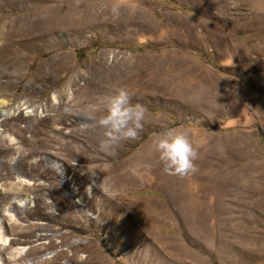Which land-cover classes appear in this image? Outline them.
Returning <instances> with one entry per match:
<instances>
[{
    "label": "rangeland",
    "instance_id": "rangeland-1",
    "mask_svg": "<svg viewBox=\"0 0 264 264\" xmlns=\"http://www.w3.org/2000/svg\"><path fill=\"white\" fill-rule=\"evenodd\" d=\"M2 29L21 35L0 65V264H264V0H0ZM116 87L144 119L102 150L88 105ZM164 128L197 153L183 177L150 148Z\"/></svg>",
    "mask_w": 264,
    "mask_h": 264
},
{
    "label": "clouds",
    "instance_id": "clouds-1",
    "mask_svg": "<svg viewBox=\"0 0 264 264\" xmlns=\"http://www.w3.org/2000/svg\"><path fill=\"white\" fill-rule=\"evenodd\" d=\"M88 110L89 119H93L102 129L99 141L102 150L110 148L121 140L135 139L142 127L145 114L142 105L130 103L129 93L124 87L114 88L97 103L89 104ZM150 148L156 153L162 171L167 175L183 177L195 170L193 162L197 158V153L185 129H162L153 136ZM147 167L148 165L138 164L129 171L135 175L138 169ZM89 174L96 175L95 172ZM108 182L109 178L104 175L97 187L104 191ZM90 189L91 186L86 190L90 192Z\"/></svg>",
    "mask_w": 264,
    "mask_h": 264
},
{
    "label": "bare ground",
    "instance_id": "bare-ground-1",
    "mask_svg": "<svg viewBox=\"0 0 264 264\" xmlns=\"http://www.w3.org/2000/svg\"><path fill=\"white\" fill-rule=\"evenodd\" d=\"M21 13V12H20ZM24 13V12H23ZM19 14V13H18ZM17 14V15H18ZM27 14V13H26ZM16 15V14H15ZM52 15V14H51ZM54 15V14H53ZM6 16V15H5ZM11 16V15H10ZM29 16V15H28ZM27 16V17H28ZM38 16V15H36ZM52 17V16H51ZM54 17V16H53ZM7 18V17H6ZM42 18V17H41ZM59 19V18H58ZM4 20V19H3ZM34 20V19H33ZM60 20V19H59ZM50 21V20H49ZM5 22V21H4ZM30 22V21H29ZM41 22V21H39ZM51 22V21H50ZM53 22V21H52ZM50 24V23H49ZM33 25V24H32ZM32 27V26H31ZM27 28V27H26ZM55 28V26H54ZM18 31V30H17ZM26 31V30H25ZM28 31V30H27ZM57 31V30H55ZM21 32V31H20ZM30 32V31H29ZM34 32V31H33ZM27 33V32H26ZM37 33V32H36ZM25 34V33H24ZM33 34V33H32ZM21 34H19V32H12V31H8V29H2L0 30V40H1V44H0V65L2 64H6V69H8L10 67L9 63H10V55L12 53V51L10 50V48L8 49V46L10 43H8L11 38L14 36V37H19ZM49 35V34H48ZM25 36V35H24ZM50 36V35H49ZM48 36V37H49ZM23 37V36H22ZM21 37V39H22ZM36 37V36H35ZM38 37V36H37ZM20 39V37H19ZM46 39V38H45ZM18 40V39H17ZM16 40V41H17ZM38 41V40H37ZM40 41V40H39ZM38 41V43H39ZM25 42V41H24ZM36 42V41H35ZM22 43V41H21ZM37 43V42H36ZM35 43V44H36ZM44 44V43H43ZM19 46V45H18ZM26 46V45H25ZM18 48V47H17ZM11 64V63H10ZM14 64V62H13ZM15 67V66H14ZM1 70V69H0ZM10 70V69H9ZM9 71L5 70L4 72H2L1 70V74H0V77L1 78H5V81L3 83V85L8 88L12 85V81H11V78L12 76L10 74H8ZM3 89V88H2ZM6 90V89H5ZM3 100V99H2ZM0 100V116L2 115L3 116V109L7 106V104ZM64 106L66 108V113H63V117L62 119L68 121L69 123L72 122V120L74 119V107H75V104H74V99H73V96L70 94V96L67 97L66 99V102L64 103ZM5 112V111H4ZM8 115H4V118L2 119V121L0 120V123H4L8 120ZM61 119V118H60ZM71 194V193H70ZM75 194V193H72V195ZM68 218L70 219L69 220V223L65 225V227L67 228L66 231L64 232H61L59 234V237L62 239L61 242H66V248L71 250L72 252L74 250L77 249V244L73 241H71L70 239L72 238V236H74V233H75V230H74V222H75V218L74 217H70L68 215ZM38 244V243H37ZM5 249L7 248H2L0 250V257L3 256V252H5ZM35 250L36 252H40L41 251V248L40 247H35ZM137 255V250L135 249L133 251V255ZM2 258V257H1ZM58 258H65L67 261L69 262H73L75 261V256L72 254H70L69 256L66 255V250H63L61 249L59 254H58ZM23 261V257H20V258H17V259H14V260H10L9 258H5L2 259V262L5 263V264H21ZM35 264H44L43 262L41 261H37ZM57 264H61V263H57Z\"/></svg>",
    "mask_w": 264,
    "mask_h": 264
},
{
    "label": "trees",
    "instance_id": "trees-1",
    "mask_svg": "<svg viewBox=\"0 0 264 264\" xmlns=\"http://www.w3.org/2000/svg\"><path fill=\"white\" fill-rule=\"evenodd\" d=\"M81 51H77V55L79 56V57H81Z\"/></svg>",
    "mask_w": 264,
    "mask_h": 264
}]
</instances>
